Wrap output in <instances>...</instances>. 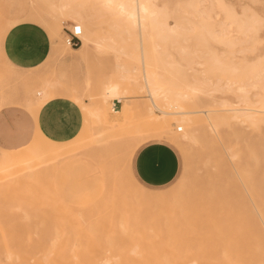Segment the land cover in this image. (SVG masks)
<instances>
[{
  "label": "rangeland",
  "instance_id": "obj_1",
  "mask_svg": "<svg viewBox=\"0 0 264 264\" xmlns=\"http://www.w3.org/2000/svg\"><path fill=\"white\" fill-rule=\"evenodd\" d=\"M185 1L187 4L193 2L197 7L203 8L205 14L202 16V20L207 22V26L210 28L219 30L221 25L216 20L219 11L214 9L212 5L222 1L237 6L240 4L259 6L261 0H154V4L159 7L158 9H162L160 12L163 11L160 14L161 17L160 15L158 17L159 21H163L167 25H173L175 22L184 21L182 18L184 16L192 27L189 30H180L177 35L180 39L174 36L171 40H163L164 42H162L166 44L160 43L161 54L159 49L158 51L150 50L149 53L153 56L154 70L158 77L160 75L159 78L162 81L164 80L165 82H163L166 84L172 83L179 86H182L181 83L184 80L193 82L194 79H204L206 83L202 85V92L199 95V97L202 95L203 98L197 99L198 105H209L210 102L207 100L210 101L211 96L215 98L226 97V99L229 98L228 100H232L231 102L237 104L234 97H232L233 95L224 88L229 76L224 74L220 77L212 71L207 72L200 63L203 62V57L209 51L214 52L218 57L220 56L219 58L222 61L235 62L240 65L245 61L248 64L251 61L253 62L254 59L259 58L257 57L259 55L250 53L249 47H252V45L244 43V37L237 34V29L231 30L233 37L235 36V41L241 40L238 44L236 42V46L233 47V50L237 53L231 50L232 47L225 48L226 46L222 43L211 38L210 40L209 37L206 38V41H203L204 43L201 41L198 43L194 37L198 36L199 40L200 31L203 32V28L201 29L198 24L200 23L198 17L194 18V13L187 12V5L183 4ZM183 5L186 7L184 8ZM175 7H182V9L179 12L171 10V8L176 9ZM238 11H242V9H238ZM206 14L210 19H207ZM188 18L191 20L189 21ZM47 23H50L47 13V0H0V104L6 98L8 101L6 105L10 103L9 106L25 111L26 100L36 99L38 97L36 92L40 91L45 81L48 80L51 86L47 88L49 95L43 101V104L51 99L66 98L78 105L82 115V124L78 133H81L84 128L83 118L87 120V130L90 124L92 128L104 127L109 132L112 131L111 137L120 136L124 129H130L134 125L135 109L140 108V100L145 99L147 101L146 93L137 90L138 84L135 85L127 79V73H131L133 67L139 66L137 60L131 59L134 56L133 51L137 50V39L125 40V45L123 41V43H120L121 41L116 43L118 44L117 47L120 46L122 49L126 47L125 50H122L123 53L118 55L119 57L109 51L98 52L93 49L85 58H80L77 53L70 52L68 59L66 58L67 60L63 58L62 61H52L49 58V54L52 53V46L47 37ZM70 24L77 23L64 21L60 35L62 46L63 44L66 45L64 41L65 29L71 28ZM19 25L23 26L18 32H14V35L18 34V38L13 50L15 53L23 48H26V51H34L38 61L33 65H29L30 67H20L5 55L4 41L8 33L16 31L17 29L14 28ZM101 27L100 31L103 30L102 33H104L106 23L104 22ZM42 41L45 44L42 45ZM173 41L175 43L172 46ZM151 42L152 46L154 45V42L150 40L148 49L151 47ZM170 45L171 47H169ZM201 47L204 49H201ZM205 47L207 48L205 49ZM181 49H184V51H181ZM240 52L241 54H239ZM220 53L224 54L220 55ZM244 54L245 56H243ZM5 59L8 62L7 64ZM166 61L176 66L178 71L174 72L170 67H165ZM126 68H129L130 71H126ZM192 72L196 75H192ZM230 79L233 80L234 77H230ZM112 84L118 86L117 90H121L120 94L105 96L103 94L104 85ZM263 94L264 91L259 85L255 88L249 87L247 97L252 104L250 107L256 110H264V107H261L260 104V97ZM237 107H244V105L240 104ZM262 114L264 112H255L254 115L262 117L264 116ZM215 131L217 134L206 123L196 125L194 133L198 141L190 146L188 157L184 154H177L179 168L175 178L161 187L141 185L144 190L151 192H156V190H168L170 192L169 189L176 191L178 186L179 195L174 202H169L172 199V197H169L167 199L169 204L166 202V206H154L155 208L152 211V207L150 209L146 208L151 211L148 212L149 214H156L157 212V220L152 223L148 221L139 226L128 227L127 232L129 234H126L129 235V238L124 234L125 229L122 230L119 225L117 219L118 207L101 203L100 200L93 197L95 193L93 189L88 188L90 179L96 177L98 169L97 155H95L96 153L92 148L94 141L88 131L82 135L84 138L81 137L82 142L78 149L61 155L49 150V147L52 146L49 143L52 141L45 139L39 131L36 132L32 142L24 148L25 155L23 157L27 162H21V158L18 157L19 154L16 151L5 150L7 153L14 155L10 158L13 161L12 166L9 165L8 167H6V164L9 161L0 156V264H104L103 261L107 258H109L110 264H133L137 259L133 261L132 258L139 254L136 252V248L141 243L138 239L143 240L141 249L146 250L147 248L145 251L147 253L151 241L157 240L155 233L157 231L164 233L165 223L168 220L181 221L183 216L195 220L197 213L212 207L208 201L212 191H216L219 187L218 157L220 154L227 153L228 159L233 163H236L237 159L242 157L241 161L244 164L246 163L247 168H249V171H243V173L247 177L255 175L260 195L264 196V124H249L238 118L230 120L229 124L217 125ZM233 131L239 133L237 140L233 137ZM122 134L124 135V133ZM217 135L220 142L215 140ZM105 137L107 136L105 135ZM107 139H111L110 136ZM236 141L237 146H235ZM250 147L256 149L257 164L251 156ZM238 149L241 150V153L234 154L235 156L231 155V152H236ZM25 165H27V168L24 167ZM121 167L123 168V165L119 164L118 168L122 172L118 169L119 172L116 175V178L117 176L118 178L114 180L121 185L122 190L129 188L135 190L140 184L133 186ZM181 180L183 182L180 184ZM174 181L179 182L177 183L179 185L172 187ZM110 193L115 197H112ZM107 194L109 196L105 202L114 200L118 206L128 202L120 196L121 193L117 188L116 191L113 189V186H110V189L107 188ZM92 199L95 200L92 201ZM258 201H261L264 206V199L261 198ZM132 223L134 225V221ZM141 232L145 239L141 237ZM133 234L134 237H132ZM130 241H132V244H130ZM136 241L139 245L133 248L136 249L137 255L132 254L131 251V247L134 246ZM141 249L139 247L138 251H141ZM143 250L140 252L141 255L138 256H144L142 255L144 254ZM146 256L149 257V254L147 253ZM216 258L218 261L222 260L220 251L216 253Z\"/></svg>",
  "mask_w": 264,
  "mask_h": 264
},
{
  "label": "bare ground",
  "instance_id": "obj_2",
  "mask_svg": "<svg viewBox=\"0 0 264 264\" xmlns=\"http://www.w3.org/2000/svg\"><path fill=\"white\" fill-rule=\"evenodd\" d=\"M131 2L132 0H47V13L50 23H47L46 25L47 37L52 46V53L49 54V58L52 61H62L63 58L66 59L68 57L70 52L77 53L80 58H85L93 49L98 52L109 51L115 56L119 57L118 55L123 53L122 50L126 47L123 46L124 48L122 49L120 46L117 47L118 44L116 43L119 41H121L120 43H123L128 39L130 41L137 39L138 41L136 43L137 50H135V52L133 51L134 56L131 57V59H134L135 61L137 60V63L139 62V66L133 67L132 72L127 73V79H129V81L135 85L138 84L137 90L142 93H146L145 97L147 101L144 98V100L141 99L139 102L140 108L137 107V109H135V119L133 121L134 125L131 122L133 126L130 127V129H124V132L122 131L120 136L111 137L112 131L109 132L104 127L92 128L90 124V127H88L87 130V120L83 118L85 124L81 133L79 132L78 134H75V137L73 136L71 140H66L65 142L62 141L49 143V145H52L49 147V150L55 152L58 155L65 154L66 152L74 151L76 148L78 149L80 143L82 142V138H84L82 135L88 131V134L92 136V140L94 141L92 148L98 159L96 177L92 178L89 181L91 183L88 185L90 189L92 188L95 192L93 197L100 200L101 203H108L110 206L118 207L117 219L121 229H125L124 234L126 236V233L129 234V232H127L128 227H133L136 225L139 226L148 221L152 223L157 220V212L155 211L156 214H149L148 212L150 210L148 211L146 208L150 209L152 207V211L155 207L166 206L165 203L168 202L167 199L169 197H172L169 202H174V200L178 198L179 189L177 186L176 191H174V189H169L170 192L168 190H156V192L147 191L144 190L143 187H141V185H139L130 175H127L128 180L133 186H139L137 188L133 187L135 190L130 188L122 190L121 185L118 184L114 179L119 172L118 165L122 164L125 154L131 155L132 150H135L138 146L147 141L159 140L160 138H163L165 141H171L173 147H175L181 155L184 154L186 157H188L190 146L198 141V138L194 133L196 125L206 123L209 128H211L212 131L217 134L215 131L216 126L220 124H229L230 120L232 119L234 120L241 118L243 121L248 122L249 124H264V116L256 117L254 115L255 112H264V110H256L250 107L252 104L247 97L249 87L255 88L259 85L264 91V66L260 63V56H257L259 58L256 60L254 59L253 62L251 61L252 63L250 62L248 64V62L245 61V63L240 65L235 62L222 61L221 58H219L220 56L218 57L214 52L207 49L209 52H206L207 54L205 53L206 56L203 57L204 60L202 63H200V65L205 67V71H212L213 73L218 74L220 77L224 74L229 76L225 82L224 88H226L228 92L233 95L232 97H234L237 104L231 102L232 100H228L229 98L226 99L225 96V98H215L211 96L210 101L207 100L210 102L209 105H198L197 99L203 98L202 95V97H199V95L202 92L201 87L206 83V81H204V79H194L193 82L184 80L181 83L182 86L172 83L166 84L164 83V80L163 82L161 78H159L160 75L158 77L156 71L154 70L153 56L151 53H149L153 50L158 51L159 48L161 49L160 45L164 42L163 40H171V38H174V36L177 37L180 30L191 29V24L186 21L187 18L184 16L182 17L184 21L182 20L178 23L175 22L173 25H167L163 21H159L158 17L163 11L160 12L162 9H158L159 7L154 4V0H135L137 4H151L155 5V8L149 9V15L147 17L141 18L138 24L131 27H129L126 21L121 19L120 10L118 8L114 7L109 9L104 7L106 3L119 5L128 4ZM183 4L187 5V12L194 13V18L198 17L200 21L198 24L200 25L201 29L203 28V32L199 30L201 32L200 39L198 40V36H195L196 38L194 37V39H197L198 43L200 41H206V38L208 37L209 39L211 38L215 40L214 36L216 33H219L222 30L221 26L219 27V30L216 28H210L207 26V22L202 20V16L205 14L202 10L203 8L201 9L197 7V5L193 2H189L187 4L185 1ZM183 7L185 8L186 6L183 5ZM168 9L170 10V8ZM181 9L182 7L176 9L171 8V10L178 12L181 11ZM167 13H165V15ZM208 18L209 17L207 16V19ZM188 19L189 21L191 20L190 18ZM193 20L194 19H192V21ZM64 21H68L70 23L76 22L81 27L82 32L80 34V45L78 47L72 48L68 45H61L60 35L63 29ZM104 22L106 23V31L102 33L103 30L100 31V29L102 28L101 26ZM69 26L71 27L72 24ZM182 39L184 40V38ZM150 40L154 42V45L152 46L151 42V47L148 49V43ZM174 43L175 42L173 41L171 45L173 46ZM114 44L116 47L113 46ZM123 44L125 45V42ZM171 45L169 47H171ZM206 48L207 47H205V49ZM243 48L241 49L243 50ZM201 49L204 48L201 47ZM231 50H233V47ZM126 51L129 52L128 50ZM181 51H184V49H181ZM243 51L245 52V50ZM235 53L237 52L235 51ZM223 54L220 53V55ZM239 54H241V52ZM243 56H245V54ZM165 64V67H170L174 72L178 71V68L171 64V62L166 61ZM125 70L128 72L130 71L129 68H126ZM193 74L194 73L192 72V75ZM230 77H234V79L231 80ZM50 86V81L46 80L44 86H42V89L36 92L38 97L36 99L26 100L25 107L33 116L36 115L37 111L42 106L43 101L49 95L47 88ZM117 88L118 86L116 84L104 85L103 94L105 96L118 95L120 94L121 90L118 91ZM112 89H115V91ZM193 89L196 90L197 94H194ZM142 97H144V95H142ZM6 102L8 101L5 98L4 102L0 104V108L5 106ZM240 104L244 105V107H237ZM260 104L262 105L261 107H264V94L262 97H260ZM122 133H124V135ZM232 134L236 140L237 137L239 138L238 132L233 131ZM105 135L107 137H105ZM109 136L111 139H107ZM215 140L220 142L218 135ZM235 146H237V141L235 142ZM246 147L249 148L247 145ZM14 151L19 154L18 157L21 158V162H27L23 157L25 155L24 148ZM0 153V156L4 158V160L9 161L8 164H6V167L13 163L10 158L14 154L7 153L1 148ZM238 153H241L240 149H238L236 152H231V155L235 156ZM250 153L254 162L257 164L258 157L256 149L250 147ZM218 158L220 169V174L218 176L219 187L216 189V191H212V193L209 195L210 197L208 201L209 205L212 207L205 210L203 209L197 213L195 220L185 216H183L181 221L168 220L167 223H165V232L162 233L157 231V233H155L157 240H149L151 241V244L150 247L147 246L149 247L147 253L149 254L150 258L147 257V253H145L147 248L146 250L141 249V243L143 240L138 239V241L141 242L139 247L141 251L143 250L144 254L142 255L144 256H138L141 255V251H138L139 247L137 245H139V243L136 241L138 244L135 243L134 246L131 247V251L133 252L132 254L135 255H137L136 252L139 253L137 256L141 259L135 256V259H132L133 261L137 259L138 262L134 261L133 264H143L145 261L146 264L148 262V264H260L262 251H264V213L261 211L262 207L264 206L261 204V201H258V199H264V196L260 195L255 175L252 177H247L243 173V171H249V168H247L248 165H246V163L244 164V162L241 161L242 157H239L236 163H233L230 159H228L227 153L220 154ZM120 172L122 171L120 170ZM182 180L180 181V184L183 182ZM177 183L176 185H179ZM110 186H113L115 191L117 188L121 193L120 196L125 198L128 202H126V204L122 203V205L119 206L114 200L105 202L106 198L109 196V194H107V188L110 189ZM111 196L115 197V195ZM93 200L95 199H92V201ZM157 210L159 209L157 208ZM132 220L134 221V225ZM140 234L143 238V233L141 232ZM127 237L129 238V235ZM132 237H134V234ZM132 237L131 239L133 240ZM111 238L113 237L111 236ZM131 242L132 241H130V244H132ZM111 244L113 245L112 242ZM136 246L138 248H136ZM133 247H135L137 251ZM218 251L221 253V261H218L216 258V253ZM108 259L109 258L103 261L104 264L105 262H109ZM120 260L122 259L120 258Z\"/></svg>",
  "mask_w": 264,
  "mask_h": 264
},
{
  "label": "crops",
  "instance_id": "obj_3",
  "mask_svg": "<svg viewBox=\"0 0 264 264\" xmlns=\"http://www.w3.org/2000/svg\"><path fill=\"white\" fill-rule=\"evenodd\" d=\"M22 26L19 25L14 28L17 29L16 31L8 33L4 41V51L5 55L16 65L30 67L29 65L38 61L36 53L26 51V48L18 51V53L13 50L18 38V34L14 35V32H18ZM43 44H45L44 41H42ZM9 105L10 103L0 108V148L4 150L14 151L26 148L36 136L37 131L49 141L65 142L71 140L81 128L80 108L66 98L49 100L40 107L35 116L26 107L24 111ZM56 112L64 119L53 120L52 116ZM42 116H48V119L43 120L41 119ZM135 150V158L138 162L146 158L158 162L156 167L151 170L140 165L136 167L135 175L139 180H134L138 184L161 187L170 183L177 175L179 168L177 154L180 155V153L175 147H170L167 143L160 144L159 140H151L141 144Z\"/></svg>",
  "mask_w": 264,
  "mask_h": 264
},
{
  "label": "snow or ice",
  "instance_id": "obj_4",
  "mask_svg": "<svg viewBox=\"0 0 264 264\" xmlns=\"http://www.w3.org/2000/svg\"><path fill=\"white\" fill-rule=\"evenodd\" d=\"M104 7L109 9L114 7L118 8L120 10L121 19L126 21L129 27H131L138 24L141 18L147 17L149 15V9L155 8V5L144 3L137 4L135 0H132V2L128 4L113 5L111 3H106ZM212 7L219 10L216 20L217 23L221 25L222 29L214 36L216 42H220L226 47H235L236 41L231 30L238 29L237 34L244 37V43L252 45L250 48L251 53L253 55H259L261 57L260 63L264 65V0H261L259 6L250 4H240L237 6L219 2L212 5ZM238 9H242V11H238ZM77 32H79V29H77ZM257 45L259 46L258 48ZM5 63H8L6 59ZM112 90L115 91V89ZM193 92L197 94L195 89H193ZM41 119L47 120L48 116H42ZM52 119L63 120L64 117L56 112L53 114ZM159 143H167L170 147L173 146L171 141H165L163 138L159 139ZM135 151L136 150H132L131 155L125 154L122 164L125 174L130 175L133 179L138 181L139 178L135 175V170L138 165L151 170L156 167L158 162L151 158H146L138 162L135 158ZM176 183L177 181H174L172 187H175ZM261 211L264 213V207H262ZM105 264H109V262H105ZM260 264H264V251H262Z\"/></svg>",
  "mask_w": 264,
  "mask_h": 264
},
{
  "label": "built area",
  "instance_id": "obj_5",
  "mask_svg": "<svg viewBox=\"0 0 264 264\" xmlns=\"http://www.w3.org/2000/svg\"><path fill=\"white\" fill-rule=\"evenodd\" d=\"M77 29H79V32H77ZM81 32H82L81 27L78 24H72L71 28H66L65 39H64L65 44L72 48L77 47L80 43Z\"/></svg>",
  "mask_w": 264,
  "mask_h": 264
}]
</instances>
